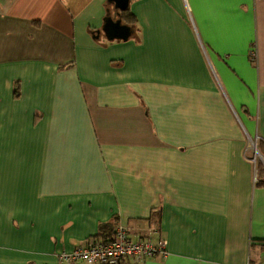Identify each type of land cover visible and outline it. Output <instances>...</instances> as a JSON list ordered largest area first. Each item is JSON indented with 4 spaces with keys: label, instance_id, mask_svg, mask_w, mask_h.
<instances>
[{
    "label": "crops",
    "instance_id": "crops-1",
    "mask_svg": "<svg viewBox=\"0 0 264 264\" xmlns=\"http://www.w3.org/2000/svg\"><path fill=\"white\" fill-rule=\"evenodd\" d=\"M258 164L264 0H0V264L118 225L166 244L125 264H264Z\"/></svg>",
    "mask_w": 264,
    "mask_h": 264
},
{
    "label": "built area",
    "instance_id": "built-area-1",
    "mask_svg": "<svg viewBox=\"0 0 264 264\" xmlns=\"http://www.w3.org/2000/svg\"><path fill=\"white\" fill-rule=\"evenodd\" d=\"M158 255H166L164 240L153 243L145 238L134 239L127 227L118 225L111 238L92 236L70 252L59 253L58 260L62 264H125L140 263Z\"/></svg>",
    "mask_w": 264,
    "mask_h": 264
},
{
    "label": "water",
    "instance_id": "water-1",
    "mask_svg": "<svg viewBox=\"0 0 264 264\" xmlns=\"http://www.w3.org/2000/svg\"><path fill=\"white\" fill-rule=\"evenodd\" d=\"M118 11L127 9L129 0H110ZM102 31L109 40L121 39L127 40L131 35V29L128 25L122 23L121 19L108 16L102 26Z\"/></svg>",
    "mask_w": 264,
    "mask_h": 264
},
{
    "label": "trees",
    "instance_id": "trees-1",
    "mask_svg": "<svg viewBox=\"0 0 264 264\" xmlns=\"http://www.w3.org/2000/svg\"><path fill=\"white\" fill-rule=\"evenodd\" d=\"M123 17L126 19V21H129V19L131 18L130 14H127L126 17L125 15H123ZM257 185L264 186V166L262 164H258ZM114 231L115 229H113L109 234L99 233L95 236L102 237L104 239L111 238L114 235Z\"/></svg>",
    "mask_w": 264,
    "mask_h": 264
}]
</instances>
